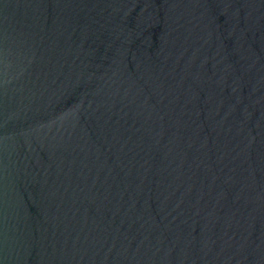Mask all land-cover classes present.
<instances>
[{
	"label": "water",
	"instance_id": "95a60500",
	"mask_svg": "<svg viewBox=\"0 0 264 264\" xmlns=\"http://www.w3.org/2000/svg\"><path fill=\"white\" fill-rule=\"evenodd\" d=\"M0 264H264V0H0Z\"/></svg>",
	"mask_w": 264,
	"mask_h": 264
}]
</instances>
